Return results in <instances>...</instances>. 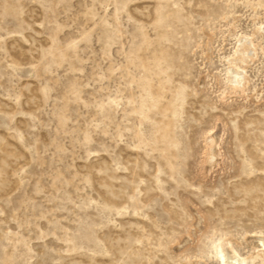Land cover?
<instances>
[{
    "label": "rangeland",
    "instance_id": "obj_1",
    "mask_svg": "<svg viewBox=\"0 0 264 264\" xmlns=\"http://www.w3.org/2000/svg\"><path fill=\"white\" fill-rule=\"evenodd\" d=\"M263 26L264 0H0V264H264Z\"/></svg>",
    "mask_w": 264,
    "mask_h": 264
},
{
    "label": "bare ground",
    "instance_id": "obj_2",
    "mask_svg": "<svg viewBox=\"0 0 264 264\" xmlns=\"http://www.w3.org/2000/svg\"><path fill=\"white\" fill-rule=\"evenodd\" d=\"M263 25V24H262ZM264 27V26H263ZM258 29V28H257ZM261 29V28H260ZM258 31V30H257ZM246 37V36H245ZM245 37H242L239 41H238V46H237V49L235 51V55L233 58L231 59H227L229 60L228 63H229V71H228V80H229V83L231 84L230 86H232V91H233V94L234 95H239L241 93V90L242 88L245 86V84L247 83V79L245 78L244 76V72L241 71L239 68H237L235 66V62H242L243 63H246L247 62V59L251 58L252 56V53L250 51L253 50L251 48V41L248 40V38H245ZM254 54V53H253ZM253 58V57H252ZM255 58V57H254ZM250 61V60H249ZM248 61V62H249ZM246 65V64H244ZM247 65H249L247 63ZM243 68V67H242ZM248 85V84H247ZM246 87V86H245ZM244 87V88H245ZM245 93V92H244ZM233 98V97H232ZM218 135V134H217ZM216 137H214L212 134L208 136L207 138V146H208V149L211 148L216 141ZM218 139V138H217ZM218 143V142H217ZM217 146V144H215V147ZM214 147V148H215ZM216 149V148H215ZM212 150V149H211ZM215 151V150H214ZM213 151V152H214ZM216 152V151H215ZM210 153V152H209ZM212 153H210L211 155ZM214 154L213 153V156L214 157ZM207 157V156H206ZM223 242V241H222ZM259 242L261 243L262 245V248H260L263 252H264V236L261 237L259 239ZM218 247V246H217ZM231 245L228 241H224L223 243H221L218 247V253H217V256H218V259H219V263L220 264H246V258H242L237 252H235L233 250V248L231 247ZM260 250V251H261ZM261 251V252H262ZM258 253V252H257ZM259 256V254H258ZM260 257V256H259ZM254 259V258H253Z\"/></svg>",
    "mask_w": 264,
    "mask_h": 264
}]
</instances>
